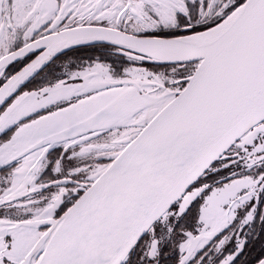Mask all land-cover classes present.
Wrapping results in <instances>:
<instances>
[{"label": "snow or ice", "instance_id": "6c2138e0", "mask_svg": "<svg viewBox=\"0 0 264 264\" xmlns=\"http://www.w3.org/2000/svg\"><path fill=\"white\" fill-rule=\"evenodd\" d=\"M0 264H264V0H0Z\"/></svg>", "mask_w": 264, "mask_h": 264}, {"label": "flooded vegetation", "instance_id": "af4514ba", "mask_svg": "<svg viewBox=\"0 0 264 264\" xmlns=\"http://www.w3.org/2000/svg\"><path fill=\"white\" fill-rule=\"evenodd\" d=\"M87 54H89V53L85 52V55H87Z\"/></svg>", "mask_w": 264, "mask_h": 264}]
</instances>
